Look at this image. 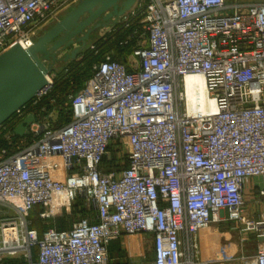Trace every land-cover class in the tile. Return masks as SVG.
<instances>
[{"label":"built area","instance_id":"2783aa9c","mask_svg":"<svg viewBox=\"0 0 264 264\" xmlns=\"http://www.w3.org/2000/svg\"><path fill=\"white\" fill-rule=\"evenodd\" d=\"M77 1L0 0V54L30 47ZM104 28L81 53L99 56L118 37L131 51L124 62L102 52L65 101L69 122L47 106L56 66L0 125V264L19 254L28 264H109L112 240L136 246L146 234L155 258L145 264H208L220 254L215 244L203 257L200 238L224 219L258 234L254 262L264 264V210L260 220L245 213L250 178L264 204V0H137ZM111 157L117 167L106 171ZM80 199L98 221L42 236L31 227L33 207L45 224L73 215Z\"/></svg>","mask_w":264,"mask_h":264},{"label":"water","instance_id":"95a60500","mask_svg":"<svg viewBox=\"0 0 264 264\" xmlns=\"http://www.w3.org/2000/svg\"><path fill=\"white\" fill-rule=\"evenodd\" d=\"M137 0H78L28 48L14 45L0 54V125L31 102L59 63H69L96 33L128 11ZM69 50L63 56L61 51ZM33 115L18 124V136L29 133Z\"/></svg>","mask_w":264,"mask_h":264},{"label":"crops","instance_id":"0c3cea01","mask_svg":"<svg viewBox=\"0 0 264 264\" xmlns=\"http://www.w3.org/2000/svg\"><path fill=\"white\" fill-rule=\"evenodd\" d=\"M96 37V36H95ZM58 94H51L47 101L49 110L55 111V114L65 108V101L58 102ZM55 98V103H51V99ZM58 119V118H57ZM58 121V120H57ZM261 188V180L258 177L250 178L247 182V189L245 194L246 210L248 217L260 220L261 213L264 210L263 202H258L259 190ZM36 210L34 213V209ZM39 206L33 207L30 213L31 227L38 231L39 236L49 228L69 229L73 222L86 216H90L92 221H98L95 210L90 208L85 209L84 214L77 213L72 217L66 218L65 222H61L58 218L50 219L47 223H43L39 218ZM0 213H6V210L0 207ZM34 220H36L34 222ZM242 224L232 220L216 221L211 226L210 234H205V238L201 236L202 240V255L203 257L210 255L213 251V245L216 244L220 254V261L209 262L208 264H255L254 258L256 254L257 245L259 242L258 234L256 232L242 231ZM216 232L218 236H216ZM131 240L128 237L112 240L108 246L109 264H145L152 263L155 258V251L153 246V238L151 235H141L135 246L133 243H124L123 240ZM207 240L210 241L207 242ZM264 241V240H263ZM210 245V246H209ZM36 254V251H34ZM218 254V255H219ZM4 264H28L22 255L8 256L4 260Z\"/></svg>","mask_w":264,"mask_h":264},{"label":"trees","instance_id":"16d2710c","mask_svg":"<svg viewBox=\"0 0 264 264\" xmlns=\"http://www.w3.org/2000/svg\"><path fill=\"white\" fill-rule=\"evenodd\" d=\"M122 37H118L117 40L113 42L105 43L104 46H102V52L108 51L113 49L115 56L122 62H124L127 58V55L130 53L131 49L130 47H121L119 46V40ZM100 54V55H101ZM99 55V56H100ZM99 56H96L93 52H86L83 54V58L81 60H72L66 67L65 74H59L56 79V84L53 94H58V102L61 104L64 101L68 100V96L70 94H75L78 92L84 85L85 80L92 74L93 71V64H95L99 60ZM58 123L63 124L66 122H69L72 118V106L69 104L67 107L61 109L58 112ZM114 154L112 155V157ZM111 157V158H112ZM115 159V156H114ZM114 159L108 160L107 158L103 161V168L104 170L108 171L115 167H117L114 164ZM38 211L37 207L34 209L35 211ZM86 212L85 208L83 207L82 199L79 200L78 204L74 208L73 215L69 216L72 217L77 213L84 214ZM60 223L65 222L66 218L60 217L58 218ZM32 221V220H31ZM36 220H34L35 222ZM36 223V222H35ZM35 255V253H34Z\"/></svg>","mask_w":264,"mask_h":264},{"label":"rangeland","instance_id":"374dc122","mask_svg":"<svg viewBox=\"0 0 264 264\" xmlns=\"http://www.w3.org/2000/svg\"><path fill=\"white\" fill-rule=\"evenodd\" d=\"M68 11H63L61 14H60V18H62L66 13H67ZM59 18V19H60ZM56 23V21H53V22H50L47 26H45L43 29H42V31H41V34L43 33V32H45L47 29H49L53 24H55ZM106 28V29H105ZM103 30H107V28H108V26L107 27H105ZM102 29V28H101ZM106 43V42H105ZM105 43H103L102 44V46H104V44ZM101 46V47H102ZM86 52H89V51H84V52H82L81 54H79L75 59H77V60H81V58H83V54H85ZM74 59V60H75ZM68 66V64L67 63H65V62H63V63H59L58 65H57V68H56V70H57V74H56V76H58L59 74H65V71H66V67ZM19 255H21V254H19ZM254 262V261H253ZM255 263V262H254Z\"/></svg>","mask_w":264,"mask_h":264},{"label":"bare ground","instance_id":"6f19581e","mask_svg":"<svg viewBox=\"0 0 264 264\" xmlns=\"http://www.w3.org/2000/svg\"><path fill=\"white\" fill-rule=\"evenodd\" d=\"M187 82H188V85L189 84H191V83H197V84H199V88H200V90H201V98L202 99H204V91H203V86H202V81H201V79L199 78V77H191V76H189L188 78H187ZM189 95H190V93H189ZM191 96H189V99H190V101H191Z\"/></svg>","mask_w":264,"mask_h":264}]
</instances>
